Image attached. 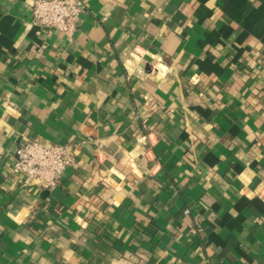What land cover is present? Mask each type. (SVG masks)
<instances>
[{
    "label": "crops",
    "instance_id": "obj_1",
    "mask_svg": "<svg viewBox=\"0 0 264 264\" xmlns=\"http://www.w3.org/2000/svg\"><path fill=\"white\" fill-rule=\"evenodd\" d=\"M35 1L0 0V264H264V0H85L71 37ZM32 139L76 146L54 189Z\"/></svg>",
    "mask_w": 264,
    "mask_h": 264
},
{
    "label": "built area",
    "instance_id": "obj_2",
    "mask_svg": "<svg viewBox=\"0 0 264 264\" xmlns=\"http://www.w3.org/2000/svg\"><path fill=\"white\" fill-rule=\"evenodd\" d=\"M85 8V0H36L32 24L45 31L71 37L77 31V19ZM146 139L143 137L141 141ZM75 148L74 145L46 147L34 139L23 141L13 155V175L22 176L25 187L37 183L42 190L54 189L64 174L77 166ZM185 214L188 215L189 211Z\"/></svg>",
    "mask_w": 264,
    "mask_h": 264
}]
</instances>
